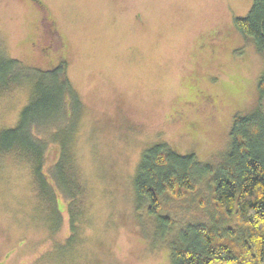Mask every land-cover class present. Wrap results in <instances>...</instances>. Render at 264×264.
<instances>
[{
  "label": "rangeland",
  "instance_id": "rangeland-1",
  "mask_svg": "<svg viewBox=\"0 0 264 264\" xmlns=\"http://www.w3.org/2000/svg\"><path fill=\"white\" fill-rule=\"evenodd\" d=\"M252 2L0 0V57L31 70L65 62L82 100L65 166L72 200L46 194L30 158L0 151V264H173L172 242L209 220L198 206L208 185L165 202L166 228L136 193L137 167L157 142L217 167L234 115L264 111V55L234 25ZM24 79L0 86V130L14 127L31 99ZM61 149L49 148L48 173Z\"/></svg>",
  "mask_w": 264,
  "mask_h": 264
},
{
  "label": "trees",
  "instance_id": "trees-1",
  "mask_svg": "<svg viewBox=\"0 0 264 264\" xmlns=\"http://www.w3.org/2000/svg\"><path fill=\"white\" fill-rule=\"evenodd\" d=\"M234 25L264 55V0H253L248 14L235 17ZM20 72L22 77L13 76ZM3 73L7 80L0 75L1 87L28 78L32 91L17 124L0 130V151L16 150L30 158L46 194L56 198L58 189L72 200L77 191L65 166L82 100L67 77L65 62L48 70H31L15 59L0 57ZM258 91L263 97L264 74ZM230 136V149L217 167L202 163L195 153H179L165 142L152 144L142 153L134 187L164 227L172 223L168 215L159 214L165 202L191 199L203 181L209 188L206 201L201 195L198 198L209 220L189 223L181 231L171 244L173 264H264V111L260 104L234 115ZM55 143L62 148L61 158L48 173L47 152ZM70 220L75 231L73 212ZM73 238L74 234L69 241Z\"/></svg>",
  "mask_w": 264,
  "mask_h": 264
}]
</instances>
